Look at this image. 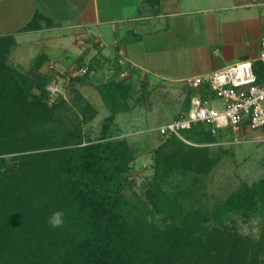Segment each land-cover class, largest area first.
<instances>
[{
  "label": "trees",
  "instance_id": "trees-1",
  "mask_svg": "<svg viewBox=\"0 0 264 264\" xmlns=\"http://www.w3.org/2000/svg\"><path fill=\"white\" fill-rule=\"evenodd\" d=\"M16 45L14 35L0 37V264H264V179L214 201L206 190L219 162L207 145L222 131L197 124L183 136L189 143L164 137L153 176L136 191L130 175L139 148L111 131L135 95L131 77L116 80L121 64L96 85L111 114L92 140L82 128L95 108L77 91L72 102L51 103L56 78L42 71L47 57L17 68L9 61ZM85 65L80 57L75 69ZM86 67L71 85L91 81L99 58ZM56 211L64 223L53 228ZM239 219H257L258 235L239 233Z\"/></svg>",
  "mask_w": 264,
  "mask_h": 264
},
{
  "label": "rangeland",
  "instance_id": "rangeland-1",
  "mask_svg": "<svg viewBox=\"0 0 264 264\" xmlns=\"http://www.w3.org/2000/svg\"><path fill=\"white\" fill-rule=\"evenodd\" d=\"M222 1L225 0H193V2H189L192 6L191 9L195 10V12L190 17L186 16L182 17V20L179 19L177 26H180L182 33H185L187 30L185 31L183 28L186 27V29H188V25L185 21L187 20V22H189L190 20V22L195 25L194 30L193 25L188 26L193 30L192 33L194 34V32H196L198 37H200L203 42H206L210 36L213 37L212 39L214 40L215 38L218 39V32H225L226 28L225 26L223 27V25L227 21L228 23L238 24L242 29L246 28L247 23L251 24V21H256L255 23L260 25L264 24V5H262V0H254L255 6L253 7L230 11V13L227 14L228 16H223L221 13L220 17L222 18H219V14L216 13L215 10L221 7L223 4ZM233 5L235 6L234 2L231 1L230 7ZM3 9L4 5L0 6V11L3 12ZM16 9L17 7L15 10ZM5 29V26L0 24V32L6 33L7 30L5 31ZM243 31H245V29ZM248 33L250 35L252 34L250 32ZM67 35L64 42L60 40H57V43L52 42L56 47L51 55L53 56V62L49 64L50 67L48 66V69L43 68L42 71L46 73L54 72L55 74L54 78H56V80L51 84L53 89V94L50 98L51 103L52 101H58L59 96L72 102L75 91H77L86 102L90 103L93 108H95L97 111L96 117L82 128L86 138L94 140L100 135L105 119L111 114L96 90V85L112 79L114 76V71H112V69L115 70V68L120 65L118 62H115L114 66H112L111 63L110 66L107 65L103 70L100 69L98 73L93 74L91 81L84 84L71 85L68 79L73 73L78 71L73 67V64H71L74 62V59L83 51L89 49L90 52L85 59L87 63L96 52L86 44H81L80 50H77V48L72 47L74 35L71 36L69 32H67ZM35 37L37 36L34 34H25L19 38L22 46L17 48L16 45L13 48L9 60L11 64L17 68H23L24 70L31 67L34 60L39 57V55H37L39 53L38 51L42 49V45L44 44V42H40V40L36 41ZM175 39L176 44H179L181 41L180 37L177 36ZM111 40L112 39H107V47L104 50L106 55L109 54V44ZM212 41L213 40H211L210 45H208L211 52L217 48H222V44L218 45L217 43H212ZM61 42L64 46L62 49H59L60 46L58 44ZM147 44L148 43H146V45ZM160 44L161 43L158 42L157 45L151 44L152 46L144 47V51L141 53V55L145 57L144 65H146L148 69L155 70L157 75H161L162 79L164 76H176L172 72L174 66L178 71L181 69V72H184L181 78L195 74L193 72L190 73V75L186 74L191 69H195V62H193L192 65V60L186 62L185 57H183L180 66V60L175 56L168 58L167 67L168 69L170 67L172 68L170 69L171 72L170 70H168V72L167 69L164 71L157 57L150 53L154 52V50L157 51V47ZM151 48H154V50L151 51ZM211 52L210 54L212 55ZM149 53L152 55H147ZM107 57L110 58L111 61H114L112 55H108ZM59 58L61 63L56 61ZM192 58L194 60V56ZM121 59L124 58L122 57ZM203 66L204 63H202V65H197V67L200 68H203ZM122 67H125L124 69L126 71L119 77H116V80L123 81V79L131 77V80L135 83V95L129 99V104L132 109L117 116L116 124L111 127V131L114 133L116 139H126L139 148L130 179L135 182L134 190L140 191L142 184L154 174V150L165 140V138L159 134L158 128L166 123L179 119L180 116L186 115L189 111H186V102L189 94V87L187 86L186 80L190 77L175 83L174 79L168 78L165 81L164 79L158 78L154 73H144L140 69L133 70L131 65ZM256 67L261 71L263 69V64L258 62L256 63ZM83 69L85 70L86 68ZM56 83L58 84L57 86L55 85ZM216 104L219 106V103ZM206 127L208 128L209 126ZM240 133L243 135L224 130L218 135L216 142L207 145L209 146L210 153L217 156L219 159L214 170H212L206 178V190L212 201L225 198L244 183L252 185L254 182L264 179V134L260 131H251L250 129L244 132L240 131ZM181 135L186 138L191 136L188 130L182 131ZM125 192L130 194L131 189L126 187ZM236 229L245 236H257L260 231L259 221L253 219L245 223L239 219L236 224Z\"/></svg>",
  "mask_w": 264,
  "mask_h": 264
},
{
  "label": "crops",
  "instance_id": "crops-1",
  "mask_svg": "<svg viewBox=\"0 0 264 264\" xmlns=\"http://www.w3.org/2000/svg\"><path fill=\"white\" fill-rule=\"evenodd\" d=\"M231 1L235 6L230 7ZM189 2H193V0H0V6L4 5V11H0V24L5 26V31L7 30L6 33L0 32V37L14 35L17 48H19L22 46L19 41L22 35H36V41L44 42L37 55L47 57L43 68L48 69L49 64L53 62L51 55L56 48L52 42L57 43V40L64 42L69 35L67 32H69L71 36L74 35L72 47L80 50V45L86 44L89 48L94 49L96 54L90 58L89 62L97 56L101 70L107 65L110 66L111 63L114 66L115 62H118L121 66L131 65L133 70L140 69L148 74H156V72L144 65L145 57L141 53H143L144 47L151 44L157 45L159 42L161 44L157 47V51L151 48V51L154 50V52L150 53L157 57L164 71L172 69L167 67L168 58L172 56L178 57L180 66L183 57L186 62L192 60V65L193 62L196 63L195 69H191V72L186 71L188 75L192 72L195 73L192 76L181 78L184 72H181V69L178 71L174 66L172 72L176 76L163 77L165 81L168 78L174 79L175 83L189 77L205 75L241 61L250 60L258 63L264 24L260 25L256 24V21H251V24L247 23L245 31H243L244 29L238 24L227 21L223 25L226 30L224 33L218 32V39L214 40L210 36L206 42H203L196 32L192 33L195 25L190 20L187 22L185 19V23L188 26L193 25V30L187 26L188 29L183 28L187 31L182 33L181 27L177 26L179 19L182 20V17H190L194 14L195 10L191 9L192 6ZM222 2L221 7L215 10L219 14V18H222L220 17L221 13L223 16H228L230 11L255 6L254 0H225ZM35 17H38L37 24L40 27L34 31L24 32L23 29ZM248 32L252 34L250 35ZM177 36L182 41L179 44H176ZM107 39H112L108 55H112L114 61H111L104 53ZM211 40H213L212 43L222 44V48L211 52L208 46ZM62 42L58 44L59 49L64 46ZM146 43L148 44L146 45ZM89 52L88 49L77 56L71 63L73 67L76 66V60L80 57L84 58V63L87 65L89 62L86 63L85 59ZM150 53L147 55L151 56ZM121 56L124 59H121ZM56 61L61 63L60 58ZM202 63H204L203 68L197 67ZM86 65L84 68L87 69ZM124 68L122 74L126 71ZM112 71L115 70L112 69ZM157 77L161 78V75L159 74ZM189 90L191 89L189 88Z\"/></svg>",
  "mask_w": 264,
  "mask_h": 264
},
{
  "label": "built area",
  "instance_id": "built-area-1",
  "mask_svg": "<svg viewBox=\"0 0 264 264\" xmlns=\"http://www.w3.org/2000/svg\"><path fill=\"white\" fill-rule=\"evenodd\" d=\"M258 62L263 64L261 71L248 60L187 79V86L194 91L189 111L159 127V134L177 136L189 143L181 132L197 124L209 126L213 134L224 130L242 134L240 131L247 129L264 134V31ZM86 70H78L72 76H81ZM49 90L53 94L51 86Z\"/></svg>",
  "mask_w": 264,
  "mask_h": 264
},
{
  "label": "clouds",
  "instance_id": "clouds-1",
  "mask_svg": "<svg viewBox=\"0 0 264 264\" xmlns=\"http://www.w3.org/2000/svg\"><path fill=\"white\" fill-rule=\"evenodd\" d=\"M63 216L64 213L61 211H56L54 212L48 219V224L53 227V228H57V227H61L64 223L63 220Z\"/></svg>",
  "mask_w": 264,
  "mask_h": 264
}]
</instances>
